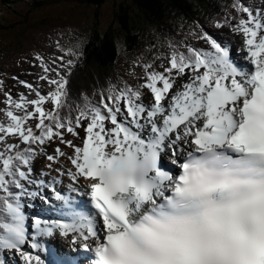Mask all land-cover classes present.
I'll list each match as a JSON object with an SVG mask.
<instances>
[{
    "label": "snow or ice",
    "instance_id": "6c2138e0",
    "mask_svg": "<svg viewBox=\"0 0 264 264\" xmlns=\"http://www.w3.org/2000/svg\"><path fill=\"white\" fill-rule=\"evenodd\" d=\"M231 7L237 15L208 23L243 34L245 66L194 21L191 34L208 48L170 42L156 57L162 70L144 62L143 83L109 84L74 108L75 59L50 68L37 54L49 90L19 81L35 99H14L0 81V264L6 250L23 264H264V9ZM40 156L48 168L70 163L56 169L67 194L57 177L32 178ZM37 198L46 207L30 215Z\"/></svg>",
    "mask_w": 264,
    "mask_h": 264
},
{
    "label": "rangeland",
    "instance_id": "374dc122",
    "mask_svg": "<svg viewBox=\"0 0 264 264\" xmlns=\"http://www.w3.org/2000/svg\"><path fill=\"white\" fill-rule=\"evenodd\" d=\"M133 1L105 0L102 5L96 7L79 0H46L44 5L35 7L30 12H28L30 0H19L11 4V7L2 6L1 3L0 81L3 82L4 91L12 87L23 88L19 81L22 80V75L27 79L33 77L25 73L33 67L38 71L35 78L38 79L44 74L41 72L43 69L39 60L36 59L37 54L43 57L50 68H57L60 63L57 58L62 55L65 60L75 59L70 80L74 74L84 79L82 75L88 71L90 73V70H85L86 65L93 69V80L87 84L84 82L77 87L79 89H72L69 92L70 104L77 101L81 91H88L92 84L96 86L104 84L108 88L109 84L122 86L124 82L141 80L144 71L139 65L149 62L154 52L167 56L170 52V42L181 46V43L178 44V37L183 36L185 29L193 25L195 17L191 18L192 22L170 28L169 25L186 20L179 17L170 18L168 25L166 22L160 25L155 20L146 18ZM120 6L127 10L130 26L141 32L140 38L131 48L123 41L122 29L118 24ZM109 26L113 28L118 45L117 57L112 66L102 70L103 67L99 65L98 68L97 61L90 57L86 64L87 57L83 59L84 45L87 36H90L93 30L104 31ZM57 41L61 48H71L80 55L78 57L65 55L57 48ZM53 60L56 63H53ZM79 67L85 70L82 75L77 71ZM49 75L52 76L54 73ZM32 83L39 86V89L45 88L40 82ZM3 94L0 91V96ZM9 143H13V140Z\"/></svg>",
    "mask_w": 264,
    "mask_h": 264
},
{
    "label": "trees",
    "instance_id": "16d2710c",
    "mask_svg": "<svg viewBox=\"0 0 264 264\" xmlns=\"http://www.w3.org/2000/svg\"><path fill=\"white\" fill-rule=\"evenodd\" d=\"M6 7L11 4L16 3L19 0H0ZM28 12L35 7H41L45 4L46 0H30ZM85 1L87 3L93 4L96 7L102 5L105 0H79ZM133 3L136 5L138 10L144 13L145 17L149 20H155L158 24H162V22H166L168 24V20L170 18L177 17H189L191 15H196L203 22V20L211 15V11L213 7L218 6V0H134ZM118 24L122 29L123 33V41L128 47H133L136 44V41L141 36L140 30H136V27L130 26V19L127 14V10L120 6L119 14H118ZM1 26V23H0ZM112 26H109L104 31L93 30L88 39V45L86 49V64L89 62V57L93 60L97 61V67L99 65L102 70H105L113 65L115 62V58L117 57V42L115 41V36L113 34ZM105 67V68H104ZM85 70H90L85 72L82 75V72ZM85 70L82 68L79 70L81 75L85 77V81L93 80V69L86 65ZM99 71V70H98ZM103 77V76H102ZM84 81L74 80L73 85L76 87H72L73 89L80 86ZM73 108L76 104H71ZM66 112V110H64ZM75 115V112H73Z\"/></svg>",
    "mask_w": 264,
    "mask_h": 264
},
{
    "label": "bare ground",
    "instance_id": "6f19581e",
    "mask_svg": "<svg viewBox=\"0 0 264 264\" xmlns=\"http://www.w3.org/2000/svg\"><path fill=\"white\" fill-rule=\"evenodd\" d=\"M2 6H5V5H4V4H2ZM7 7H9V5H8Z\"/></svg>",
    "mask_w": 264,
    "mask_h": 264
}]
</instances>
